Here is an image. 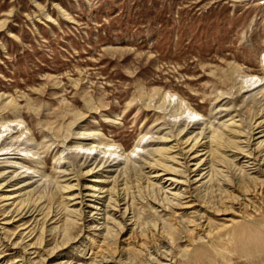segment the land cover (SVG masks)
Listing matches in <instances>:
<instances>
[{
  "label": "rangeland",
  "instance_id": "1",
  "mask_svg": "<svg viewBox=\"0 0 264 264\" xmlns=\"http://www.w3.org/2000/svg\"><path fill=\"white\" fill-rule=\"evenodd\" d=\"M262 60L264 0H0V197L9 181L26 183L31 191L22 197L28 202L22 221L5 214L0 199V264H16L31 250L28 242L44 253L36 248L29 255L33 263L25 264L93 262L88 238L87 248L80 244L83 226L64 231L59 222L51 229L55 218L47 214L58 195L36 201L34 194L57 192L67 168L82 174L89 167L80 166L85 160L110 165L109 174L121 172L124 181L127 176L145 238L161 241L158 232L172 237L168 249L174 257L167 264H264V183H238V190L254 191L245 199L232 191L236 203H215L202 231L187 233L191 214L171 217L174 208L164 212L149 201L138 180L139 164L155 141L189 123L184 114L174 124L164 115L170 108L157 107L164 92H175L202 115L191 123L195 132L237 114L247 133L264 103ZM234 67L261 80L241 88ZM3 123L11 125L9 131ZM21 130L28 139L18 136ZM106 143L118 145L120 155L103 153ZM239 180L229 176L226 182ZM223 210L229 213L216 215ZM21 227L32 232L26 243L16 235ZM197 234L200 240L191 242ZM119 236L110 248L114 256ZM128 257L142 262L138 254Z\"/></svg>",
  "mask_w": 264,
  "mask_h": 264
},
{
  "label": "bare ground",
  "instance_id": "2",
  "mask_svg": "<svg viewBox=\"0 0 264 264\" xmlns=\"http://www.w3.org/2000/svg\"><path fill=\"white\" fill-rule=\"evenodd\" d=\"M233 71L237 72L240 77L241 88L244 87L243 83L246 88H249L256 86L261 80V77L255 74L239 73L237 67H234ZM187 105L175 92L166 91L159 98L157 107L164 110L170 108L168 113H164V115L172 118L174 124L184 114H186V120L189 123L187 127L179 128L177 131L172 130L171 127L155 141L156 146L139 164V174L143 173V176L142 178L138 176V180H143L141 183L145 184L144 187L149 192V197L146 196L149 201L164 212L174 208L171 210L172 212H169L171 217H178V215L185 213L191 214L192 219L189 223L191 228L186 230L189 233L194 230L202 231V220L206 217V212L215 209V203L228 202L234 204L239 200V196L245 199L248 192L254 191V186L252 189L240 191L237 187L238 183L253 181L255 186L256 184L258 187L263 185L264 103L259 104L257 108L259 110L257 115L260 114V116L254 121L252 119L249 121L247 133L244 131L245 126L240 122V119L234 118L237 114L221 121L215 127L210 121L209 126L210 128L213 127L210 131L206 132V130L201 129L195 132L191 123L202 115L200 116L195 108ZM1 126H4V131L10 129L11 125L3 123ZM23 135V139H28L24 130H21L18 136ZM144 136L142 135L139 140ZM103 145V153L120 155L117 151L118 145L115 146L111 143ZM135 146L139 145L135 144ZM95 147L96 145H92L87 149L93 150ZM225 156H229L230 159ZM61 157L60 155L59 158ZM90 164V161L87 160L81 163V167L89 166L82 174H78V171L75 172L73 167H68L64 174L66 177L63 180L64 184L57 186V188L59 187L57 192L51 190L46 196L34 192L36 201L47 197V195L49 197L58 195V199L54 202L56 205L47 214L49 217V214L53 213L49 219L55 218L50 222V224H55L51 229L62 226L59 222L65 225L64 231H70L79 225L85 228L86 235L80 244L84 245V239L88 238L90 255L87 258L93 261L85 264H139L135 263L133 258L128 257L132 253L140 256L141 264H153L152 259L160 260L157 262L158 264H167L166 261H170L174 257L168 249L172 237L169 233L165 235L163 232H158L157 236L162 238L161 241L158 240L155 243L153 240L149 241L150 239L145 238V233L136 223L133 214V201L128 195L130 192L126 191L127 176H124V181L121 172L117 175L109 174L112 170L110 165L90 166ZM237 164L238 166H236ZM229 176L240 180L229 185L226 182ZM222 185H227V188H221ZM6 186H9V190H5V194L0 197L1 201H5L3 212L20 215L14 221H22L24 217L21 214L28 205V202H25L26 198L22 199V197L28 196L31 191L26 190L27 184L22 182L9 181ZM230 187L231 190H228ZM234 190L239 191V196L232 193ZM217 213L219 214L216 215H221L229 212L223 210ZM4 223L9 224L11 222L6 221ZM22 229L26 228L21 227L16 235L20 236V240L24 242L32 232H24ZM47 231L49 230H45L46 235H48ZM118 234H120L119 239L122 244L117 247L118 252L114 256V253L110 252V248ZM32 238H29L28 241H31ZM196 240H200L199 234L190 239L191 242ZM26 245L31 250L26 251L25 249L24 255L15 260L16 264L30 262L29 255L35 254L36 248H40L36 242H28ZM17 246L18 243L16 242L13 248ZM84 248L87 247L84 245ZM40 249L42 250V248ZM42 251L44 253V250ZM53 255L50 253L48 257L52 258ZM31 263L33 262L31 261ZM63 264L82 263L75 261L72 263L64 262Z\"/></svg>",
  "mask_w": 264,
  "mask_h": 264
}]
</instances>
